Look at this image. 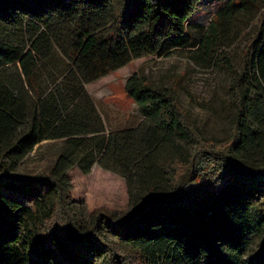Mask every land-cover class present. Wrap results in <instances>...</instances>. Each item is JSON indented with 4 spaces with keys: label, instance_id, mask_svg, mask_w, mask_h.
I'll use <instances>...</instances> for the list:
<instances>
[{
    "label": "rangeland",
    "instance_id": "374dc122",
    "mask_svg": "<svg viewBox=\"0 0 264 264\" xmlns=\"http://www.w3.org/2000/svg\"><path fill=\"white\" fill-rule=\"evenodd\" d=\"M15 1L0 8V105L17 115L0 161L17 176L58 175L82 229L98 213L122 221L145 200L179 192L171 163L197 147L183 121L245 166L264 164L263 58L254 42L264 0H187L194 11L183 27L161 16L157 29L147 19L123 22L136 0ZM170 29L183 39L173 42ZM90 37L96 52L81 56ZM103 44H113V66L98 74L82 61L100 64ZM235 124L243 136L233 144ZM123 248L126 262L117 264H144Z\"/></svg>",
    "mask_w": 264,
    "mask_h": 264
},
{
    "label": "trees",
    "instance_id": "16d2710c",
    "mask_svg": "<svg viewBox=\"0 0 264 264\" xmlns=\"http://www.w3.org/2000/svg\"><path fill=\"white\" fill-rule=\"evenodd\" d=\"M15 2L5 0L0 8H16ZM189 2L136 0V11L126 10L121 18L147 19L157 29L161 16H167L183 27L194 11ZM170 31L173 42L183 39V31L181 36ZM82 41L81 56L95 54V39ZM254 42L262 48L264 72V28ZM101 48L106 54L100 64L82 59L98 74L108 72L114 59L113 44ZM32 59L31 52L22 57L23 68ZM5 107L0 105V141L17 122V115L7 114ZM243 118L239 109L237 120ZM182 126L197 147L187 161L171 163L169 177L179 192L145 200L122 221L105 220L98 213L88 230L78 226L58 175L17 176L0 161V264L125 263L123 246L144 264H264V164L249 168L229 148H212L184 121ZM242 136L240 124H235L233 144Z\"/></svg>",
    "mask_w": 264,
    "mask_h": 264
}]
</instances>
